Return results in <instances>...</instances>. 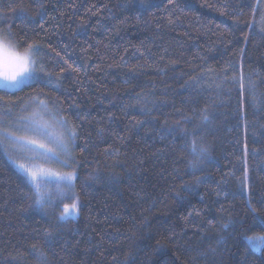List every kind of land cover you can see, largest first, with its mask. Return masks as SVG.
<instances>
[{"label": "trees", "instance_id": "1", "mask_svg": "<svg viewBox=\"0 0 264 264\" xmlns=\"http://www.w3.org/2000/svg\"><path fill=\"white\" fill-rule=\"evenodd\" d=\"M7 28L20 50L38 42L44 72L0 88V130L33 96L76 128L79 212L53 224L74 197H54L56 214L31 206L3 140L0 264H37L33 244L46 264H264V242H247L264 234V0H0ZM192 129L209 150L195 172Z\"/></svg>", "mask_w": 264, "mask_h": 264}, {"label": "snow or ice", "instance_id": "2", "mask_svg": "<svg viewBox=\"0 0 264 264\" xmlns=\"http://www.w3.org/2000/svg\"><path fill=\"white\" fill-rule=\"evenodd\" d=\"M43 5H40L42 7ZM12 32L11 28L0 29V88L4 89H22L29 82H36L41 79L39 73H43L44 69L41 66L37 69V61L32 59V54L39 51V44L36 43H27L25 48V53L23 55L19 54L15 50V44L12 42ZM7 41V43H6ZM23 42V38L20 41H16L15 43ZM49 79L51 78V74H47ZM196 78H193L192 82H186L182 87H191L192 83ZM233 83H239L240 85V93H241V103H243L244 95L246 90H251L253 87V82L248 81L245 84L243 73L241 72L239 80L237 77L232 78ZM32 102L37 104L38 109L43 110V114L40 116L39 120L33 119L36 116V113L33 112L28 116H20L19 122L23 126L24 131H31L36 134H41L45 136L51 135L48 132V123L44 120V116H48L50 118H55L56 123L63 129V135L58 138L59 140V150L56 153L57 160L66 167H71L69 161L73 158L71 152V146H73L75 137L77 136V131L74 126L68 127L69 122L66 118L61 116H55L53 109L48 107V103L45 100H38L36 96H33ZM137 104H140L141 107H145L148 104L146 99L140 98L136 101ZM150 110V109H149ZM10 111V109H7ZM200 119L202 121H207L208 116L203 113L201 114ZM196 129L192 130H181V135L184 137L182 141L185 143L190 149L191 159L188 161V167L193 171H198L200 166L204 164V162L209 157V150L207 146L202 142V138L197 136ZM168 134H175L174 129H168ZM190 137V139H189ZM4 139H10L12 141H18L26 139L23 136H17L15 132H10L7 128L0 130V142ZM31 143L37 144L38 141L32 140ZM41 148L45 146L40 144ZM7 151V149H5ZM51 151V149H48ZM19 167L22 169L25 178L28 183L32 186L29 199L32 201L31 206L39 207L44 210L47 215L48 211H52L54 214L57 213L59 209V201L55 199L53 196L48 195L47 197L43 192V185L45 181L43 180V170H40L38 173L31 168H26L23 164H20ZM78 174L73 170L72 172L64 173L61 177L63 183L62 192L64 193L60 199L64 198H72L71 204H63L62 210L58 211V214L55 215V220L53 224L58 223L60 221H64L66 217L76 216L79 212V196L74 192V183ZM201 177H195V183L201 182ZM252 212H256L255 208H252L249 205ZM259 215V214H258ZM261 222L264 223V216L260 217ZM231 224V220L223 223L221 225L222 228H227ZM55 231H58L57 228L52 227L51 225L48 228L43 229V238L49 244L51 243V238ZM220 243V241H217ZM33 253H35L37 257V264H46V254L40 247L36 244L30 246ZM258 250V249H257Z\"/></svg>", "mask_w": 264, "mask_h": 264}, {"label": "rangeland", "instance_id": "3", "mask_svg": "<svg viewBox=\"0 0 264 264\" xmlns=\"http://www.w3.org/2000/svg\"><path fill=\"white\" fill-rule=\"evenodd\" d=\"M15 50L21 55L25 53V49L20 50L16 45ZM32 59H34L33 55ZM33 112L36 113V116L33 117V119L37 120H39L40 116L43 114V110L38 109L37 104L33 103L32 105H30L27 115L24 116H28ZM44 120L48 123V132L51 133V135L45 136L36 134L31 131H24L23 126L20 124L18 119V124L15 125V128L12 132H15L17 136L26 137V139L18 140V142L11 141L12 146L7 144V139H4V146L9 153L11 162L20 172L23 173L22 169L19 167L20 164H23L26 168H31L38 173L40 172V170H43V180L45 181V183L42 190L44 192V195L46 197L48 195H51L56 198L64 195V193L62 192L64 182L61 180V177L64 173H68L70 171H67V167L62 165L57 160L56 156V153L59 150L58 138L64 134L63 129L56 123L55 118L44 116ZM32 140H36L38 141V143L33 144L31 143ZM40 144H43L45 147L41 148ZM11 147L13 148V150ZM48 149H51V151H48ZM247 242L252 249L259 250L261 244L264 242V234L258 236H250L247 238Z\"/></svg>", "mask_w": 264, "mask_h": 264}]
</instances>
